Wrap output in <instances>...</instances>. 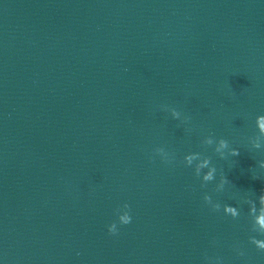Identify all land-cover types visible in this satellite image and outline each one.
Here are the masks:
<instances>
[{
	"label": "water",
	"instance_id": "95a60500",
	"mask_svg": "<svg viewBox=\"0 0 264 264\" xmlns=\"http://www.w3.org/2000/svg\"><path fill=\"white\" fill-rule=\"evenodd\" d=\"M260 117L264 0H0V264H264Z\"/></svg>",
	"mask_w": 264,
	"mask_h": 264
},
{
	"label": "clouds",
	"instance_id": "9594fccd",
	"mask_svg": "<svg viewBox=\"0 0 264 264\" xmlns=\"http://www.w3.org/2000/svg\"><path fill=\"white\" fill-rule=\"evenodd\" d=\"M259 119L264 120V117H260ZM262 126H264V125H262ZM204 144L211 145L212 140L209 139ZM220 145H221V147H226L227 146L226 140L220 139ZM156 151L158 152L160 150L156 149ZM215 151L218 152L219 150L216 149ZM231 155L238 156L239 151L237 149H233ZM221 157H223V155H221ZM201 159L203 160V163L199 162ZM164 160H165V162H170L168 159H164ZM194 161L196 162L195 163V174H196V176L199 177L201 175V172L203 169H208L207 172L203 174L202 180L205 183L212 181L214 179V174L216 172V168L214 166H211L210 159L206 158V157L202 158L200 153H191V154H188L184 157V162H185L186 166H192ZM221 181H222V183H227V180L224 178H222ZM203 186L204 185L202 184V187ZM262 193H264V191H262ZM203 199L207 203L208 201H210L211 197L209 195L205 194ZM260 199H261V201H264V195H262ZM123 207H124V209H128L129 205L125 204ZM225 207L226 208H233V206H230V205H226ZM118 218H119V222L121 224H124V225L129 224L131 222V219H132L131 216L129 215L128 211H124V214L122 216L119 215ZM261 223H262V225H264V221H262ZM108 230L110 233L115 234L117 231L116 224L115 223L111 224L109 226ZM261 233L264 234V232H261ZM250 240H251V243H253L258 249L264 250V240L256 239L255 237H251Z\"/></svg>",
	"mask_w": 264,
	"mask_h": 264
}]
</instances>
